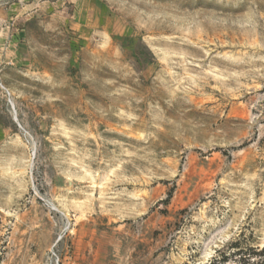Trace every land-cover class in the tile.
Listing matches in <instances>:
<instances>
[{
  "label": "rangeland",
  "instance_id": "374dc122",
  "mask_svg": "<svg viewBox=\"0 0 264 264\" xmlns=\"http://www.w3.org/2000/svg\"><path fill=\"white\" fill-rule=\"evenodd\" d=\"M251 247L264 0H0V264H234Z\"/></svg>",
  "mask_w": 264,
  "mask_h": 264
},
{
  "label": "trees",
  "instance_id": "16d2710c",
  "mask_svg": "<svg viewBox=\"0 0 264 264\" xmlns=\"http://www.w3.org/2000/svg\"><path fill=\"white\" fill-rule=\"evenodd\" d=\"M235 247L238 248V244ZM235 255H239V258L235 259L234 264H264V248L260 250L251 247L246 253L239 250ZM229 260L230 258L223 256L221 259H217L214 264H229Z\"/></svg>",
  "mask_w": 264,
  "mask_h": 264
}]
</instances>
